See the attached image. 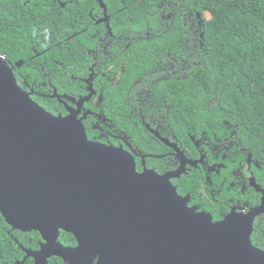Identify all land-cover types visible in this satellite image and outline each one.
Listing matches in <instances>:
<instances>
[{
  "label": "trees",
  "instance_id": "1",
  "mask_svg": "<svg viewBox=\"0 0 264 264\" xmlns=\"http://www.w3.org/2000/svg\"><path fill=\"white\" fill-rule=\"evenodd\" d=\"M102 2L108 35L96 59L124 65L111 74L117 87L104 88L93 111L127 137L139 153V166L157 172L177 168L178 157L165 138L196 163L187 164L176 182L192 202H201L204 159L238 171L250 157L256 163L250 171L264 189V0ZM101 9L95 0H0V53L16 82H33L31 99L52 115L65 114L54 100L56 90L83 94L79 78L87 72L85 53L93 44L86 40L106 32L95 22ZM55 63L73 73L71 86L58 84L69 74L58 75ZM87 119L93 122V116ZM147 128L156 129L161 142ZM243 201L256 206L258 195L250 190ZM59 241L75 245L64 232ZM41 242L37 232L14 230L0 215V264H33L21 263L20 247L36 251ZM251 243L264 249V215L254 222ZM49 264L67 263L55 258Z\"/></svg>",
  "mask_w": 264,
  "mask_h": 264
},
{
  "label": "water",
  "instance_id": "2",
  "mask_svg": "<svg viewBox=\"0 0 264 264\" xmlns=\"http://www.w3.org/2000/svg\"><path fill=\"white\" fill-rule=\"evenodd\" d=\"M96 1L104 14L96 23L107 22ZM93 94L79 99L76 111L52 115L0 61V215L14 230L40 235V249L27 251L34 264L52 257L67 264H264V251L251 243L255 219L264 214V191L254 178L261 204L213 221L170 182L196 165L175 144L162 140L179 167L159 175L136 173L127 152L87 139L77 115ZM61 231L76 247L59 242Z\"/></svg>",
  "mask_w": 264,
  "mask_h": 264
},
{
  "label": "flooded vegetation",
  "instance_id": "3",
  "mask_svg": "<svg viewBox=\"0 0 264 264\" xmlns=\"http://www.w3.org/2000/svg\"><path fill=\"white\" fill-rule=\"evenodd\" d=\"M95 2L98 5V7L101 9L100 5L97 3L96 0ZM97 17L98 18L95 20V22L104 17L102 9L100 15ZM101 24L103 25V29L106 32H104L100 37L96 36V38L94 37L95 35L94 36L90 35L91 37L89 36L86 40L92 42L93 44L91 45L92 48H88L87 52L85 53L86 57L88 58L87 66H89L87 68V72L82 77L79 78V80L81 81L80 83L82 88L81 92H83V94L74 97L71 94L68 95V94L58 93L57 90L54 88L56 90V98H54V100L56 101L58 106L62 107L65 111V114L61 116L67 115L68 109H71L72 111H76L77 101L81 98L87 97L90 93V90H92L94 92L93 96L87 102L83 103L77 115V119L81 120V122L84 125L87 139L102 145L121 148L123 151L127 152L130 156L133 157L135 161L136 173H141L144 171V169L152 170L159 175H163L167 172H172L169 170L164 172H157L154 170V167H147L144 164H142L140 167L138 163L139 153L137 150H134L130 147L127 137L119 130H117L112 120L106 117L102 112L93 111V109H96L104 99V88L107 87L110 88V90H112L113 88L117 87L118 79L116 78L115 75L111 76V74L112 73L116 74V72L121 70L124 65L123 62L120 63L119 61L108 62V61H99L98 59H96V56L98 54L97 47L100 46L103 47V43L105 42L106 37L108 35L107 33L108 22H102ZM94 47L96 48V50ZM55 64L56 65H54V68L58 73V75L63 76L64 74L67 73L69 74V79L60 78L58 84L61 87L62 84H67L68 86H71L72 85L71 82H73V80L75 79L73 73H71L69 69H65L63 65H58L59 63H55ZM21 66H22V61L18 63L17 68ZM17 85L19 86V88L27 92L30 98L31 96H36L33 82L27 84L22 81H17ZM105 94L109 95L110 91H106ZM37 96H39V94ZM89 116H93L92 123H90V120L87 119L89 118ZM147 130L153 136L154 139L161 142L163 138L156 132V129L151 130L147 128ZM163 140H165V138ZM201 164L202 165H200L201 168L200 173L205 179V182L201 185V187L198 189L197 192L200 196L201 202L196 204L194 203V201L192 202L188 198V206L195 208L196 212L206 213L212 218V220L214 219V217H217V219H215L214 221H220L232 211L238 213L242 212L245 214L261 204L262 194L260 192H257L250 183V179L254 178L252 172L250 171V168L252 164L256 165V163H254L250 157L246 159L245 167L238 171H236L233 168L231 170L226 171L225 165L223 163H219V161L213 164H209L208 160L204 159ZM178 167H179V159H178L177 168ZM221 171H225V172L222 173ZM181 177L179 179H171L170 182L177 189L180 196L188 197L189 194L182 193L181 190L179 189V185L176 183L181 179ZM255 183L256 185H258L256 180ZM261 189L264 191L263 188ZM250 190H253L258 195V204L253 207H251L248 202L243 201V198L250 192ZM263 215L264 214L257 216L255 221ZM42 244L43 241L40 243V246ZM76 245L77 243L75 240L74 246H66V247H76ZM20 248L23 251V257L21 263L27 261L28 259H32L31 257H27V251L30 250L25 249L23 247ZM260 250L264 251V249H260ZM30 252H34V251H30ZM55 258L56 257H52L51 259H49L48 264L50 260L53 261L55 260ZM32 262L34 264L33 259Z\"/></svg>",
  "mask_w": 264,
  "mask_h": 264
},
{
  "label": "built area",
  "instance_id": "4",
  "mask_svg": "<svg viewBox=\"0 0 264 264\" xmlns=\"http://www.w3.org/2000/svg\"><path fill=\"white\" fill-rule=\"evenodd\" d=\"M5 60H6V56L4 54L0 53V61L5 62Z\"/></svg>",
  "mask_w": 264,
  "mask_h": 264
},
{
  "label": "rangeland",
  "instance_id": "5",
  "mask_svg": "<svg viewBox=\"0 0 264 264\" xmlns=\"http://www.w3.org/2000/svg\"><path fill=\"white\" fill-rule=\"evenodd\" d=\"M206 18L209 19V15H208V13H206Z\"/></svg>",
  "mask_w": 264,
  "mask_h": 264
}]
</instances>
